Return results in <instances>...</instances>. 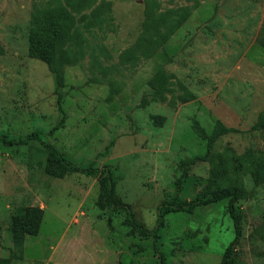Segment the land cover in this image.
Returning a JSON list of instances; mask_svg holds the SVG:
<instances>
[{
    "label": "rangeland",
    "instance_id": "1",
    "mask_svg": "<svg viewBox=\"0 0 264 264\" xmlns=\"http://www.w3.org/2000/svg\"><path fill=\"white\" fill-rule=\"evenodd\" d=\"M37 130L66 161L109 166L113 200L147 229L215 137L181 199L242 190L228 264H264V0H0V134ZM102 184L36 141L0 142V263L160 264ZM29 208L37 234L16 238ZM234 235L224 200L165 215L159 247L166 264H222Z\"/></svg>",
    "mask_w": 264,
    "mask_h": 264
},
{
    "label": "trees",
    "instance_id": "2",
    "mask_svg": "<svg viewBox=\"0 0 264 264\" xmlns=\"http://www.w3.org/2000/svg\"><path fill=\"white\" fill-rule=\"evenodd\" d=\"M159 33V32H158ZM38 46L37 42H33L31 46V50L29 51L30 56L37 57L39 54L37 50H35V45ZM43 47V46H42ZM157 80L158 84L160 82H164L163 78V71L160 70L157 73ZM61 86L60 80H57V88ZM161 91V90H159ZM62 120L52 126L46 134L53 133L56 129L60 127ZM235 131L233 129H225L219 133V135L226 134L228 132ZM31 141H36L40 143L47 151L49 158L56 160L58 163H62L65 166L70 167L73 171H78L87 175H95L100 173L103 175V184H102V194H101V205L106 208H112L113 210L123 211L127 217V220L130 226L141 236L152 238V246L153 251L157 254L159 263L166 264L165 256L160 251L159 247V230L163 225V220L165 215L169 213H192L196 208L209 205L212 203H217L220 201L227 200L228 201V214L233 221V228H234V238L228 247L225 250V254L223 257L222 264H228L231 256L235 252L241 238H242V219L243 214L238 211L235 204L237 201L243 196V191L237 188H225L214 190L210 192H204L191 200H182L180 193L183 189V183L186 181L191 166L197 161H205L207 156L209 155L212 144L215 141L214 138L209 139V145L204 153L203 156H196L192 159V161L185 165L183 169V173L181 174L180 178L177 181L176 186V194L174 197L171 198L168 202H162L157 208V216L156 222L153 229H147L142 224H140L135 217L133 209L122 202L114 201V177L113 172L109 166L104 167L103 169L87 167L83 168L76 164L66 161L54 148L52 145L48 144L44 138L42 137V132L39 130L33 131L26 135L23 138H10L6 134H0V142L2 145L9 147V146H18V145H25ZM41 218V210L37 208H29L25 211V213L21 216H17L14 219V223L12 226V234L14 237L19 238L25 234H29L35 236L37 234V225L39 224V220ZM11 258L5 259L0 264H10Z\"/></svg>",
    "mask_w": 264,
    "mask_h": 264
},
{
    "label": "crops",
    "instance_id": "3",
    "mask_svg": "<svg viewBox=\"0 0 264 264\" xmlns=\"http://www.w3.org/2000/svg\"><path fill=\"white\" fill-rule=\"evenodd\" d=\"M22 260H19V262H21ZM23 262V261H22ZM18 261H11L10 264H17Z\"/></svg>",
    "mask_w": 264,
    "mask_h": 264
}]
</instances>
